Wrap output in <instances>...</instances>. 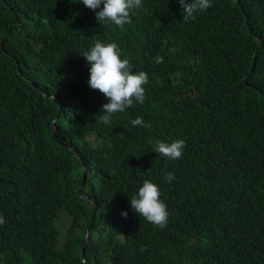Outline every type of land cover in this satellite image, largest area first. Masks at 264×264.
I'll return each mask as SVG.
<instances>
[{"label": "trees", "instance_id": "16d2710c", "mask_svg": "<svg viewBox=\"0 0 264 264\" xmlns=\"http://www.w3.org/2000/svg\"><path fill=\"white\" fill-rule=\"evenodd\" d=\"M195 15L142 0L121 28L82 0H0V264H85L90 225V264H264V0ZM96 39L149 75L145 102L108 125L82 56ZM176 139L180 159L154 151ZM145 180L167 204L163 229L131 208Z\"/></svg>", "mask_w": 264, "mask_h": 264}, {"label": "clouds", "instance_id": "9594fccd", "mask_svg": "<svg viewBox=\"0 0 264 264\" xmlns=\"http://www.w3.org/2000/svg\"><path fill=\"white\" fill-rule=\"evenodd\" d=\"M82 3L95 11L96 19L100 24L111 23L121 28L130 24L131 13L142 7V0H82ZM178 3L181 5L182 18L185 21L195 20V13L212 7V0H178ZM97 9L99 11H96ZM82 56L90 65L89 87L98 90L107 98L108 102L101 107L103 115L100 116L105 125L112 122L114 114L123 113L133 105L134 101L140 104L145 102V85L149 83V75L145 71H133V63L126 56L122 58V49L116 43H105L96 39L94 46ZM155 62L162 63L163 57L158 55ZM131 124L133 127L150 126L145 125L143 117L133 119ZM185 147V140L176 139L170 144L159 142L154 151L168 160H178L182 157ZM174 179L173 173H166V182ZM130 205L132 210L147 222L160 229L167 226L169 212L167 204L161 199V190L157 184L145 180L137 194L130 198ZM121 215L127 217L128 212L123 211ZM4 224L5 217L0 214V226ZM145 251H147L146 246H142L140 252Z\"/></svg>", "mask_w": 264, "mask_h": 264}, {"label": "water", "instance_id": "95a60500", "mask_svg": "<svg viewBox=\"0 0 264 264\" xmlns=\"http://www.w3.org/2000/svg\"><path fill=\"white\" fill-rule=\"evenodd\" d=\"M45 95L46 96H52V95H47V94H45ZM60 113H59V115H60ZM58 118H59V116L57 117V119ZM57 119H56V121H57ZM56 121H54V124H53V129H54L53 135L54 136H55V132H56ZM73 151L75 152L78 159H80L81 158L80 155L75 150H73ZM87 179H88V173H87L86 167L83 165V182L81 184V187L79 188V195L84 201H86L87 203H90L94 207V215H96V213L98 211V202L96 201V199L91 198V197L81 196V191L84 189V187L87 183ZM94 215H93V217H94ZM90 230H91V225L88 226V228H87V233H86V236H85V239L83 242V247H82V257H83V261L86 264H90V262L87 260V257H86V248H87L88 243H89Z\"/></svg>", "mask_w": 264, "mask_h": 264}, {"label": "rangeland", "instance_id": "374dc122", "mask_svg": "<svg viewBox=\"0 0 264 264\" xmlns=\"http://www.w3.org/2000/svg\"><path fill=\"white\" fill-rule=\"evenodd\" d=\"M63 219H64V221H63L62 225L60 226L61 236L59 239V243L61 245H63V243H64V237H65L66 230L71 223L70 217H68L65 213H63Z\"/></svg>", "mask_w": 264, "mask_h": 264}]
</instances>
